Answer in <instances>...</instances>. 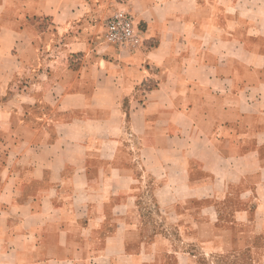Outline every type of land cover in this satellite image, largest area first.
Listing matches in <instances>:
<instances>
[{"label": "crops", "instance_id": "obj_1", "mask_svg": "<svg viewBox=\"0 0 264 264\" xmlns=\"http://www.w3.org/2000/svg\"><path fill=\"white\" fill-rule=\"evenodd\" d=\"M125 7L132 53L98 35ZM261 188L264 0H0V264L163 261L146 193L197 233Z\"/></svg>", "mask_w": 264, "mask_h": 264}, {"label": "rangeland", "instance_id": "obj_2", "mask_svg": "<svg viewBox=\"0 0 264 264\" xmlns=\"http://www.w3.org/2000/svg\"><path fill=\"white\" fill-rule=\"evenodd\" d=\"M250 8L262 16V2H252ZM139 28L143 43L135 49L108 42L103 36L102 23L98 35L105 46H112L120 51L132 53L144 45L140 24ZM46 47L48 50L41 56L44 65H46L43 66L45 69L40 71L42 66H37V70L27 68L25 73H21L26 81L21 84L20 88L22 86L29 87L28 81L38 77V75L46 74V70H50L49 68L46 69V67H50V62L53 59H62L65 54L60 51L51 52L49 46ZM260 47H262V43H260ZM238 54L235 51V55ZM32 57L34 56L31 55L30 57L29 53V58ZM37 60L39 61V58ZM18 88L19 85L14 82L12 91H18ZM150 187L148 184L146 192L150 190ZM253 191L259 190L253 189ZM262 192V188L260 195L258 192H250V194L244 195V199L238 196L217 197L218 210L215 213L213 211L212 214L203 213V215H208L210 219L212 218L209 221L215 225L200 227L197 233L195 232L196 229L184 226L186 223L183 218L184 215L170 210L166 211L156 197L146 193L142 199V204L146 208V215L150 220L148 233L163 238V242L159 245L169 251V257L166 256L163 261L158 258L157 262L152 257L150 263L264 264V194L262 195Z\"/></svg>", "mask_w": 264, "mask_h": 264}, {"label": "built area", "instance_id": "obj_3", "mask_svg": "<svg viewBox=\"0 0 264 264\" xmlns=\"http://www.w3.org/2000/svg\"><path fill=\"white\" fill-rule=\"evenodd\" d=\"M101 23L103 36L110 43L130 49H135L143 43L139 24L131 8L116 9L107 14Z\"/></svg>", "mask_w": 264, "mask_h": 264}]
</instances>
